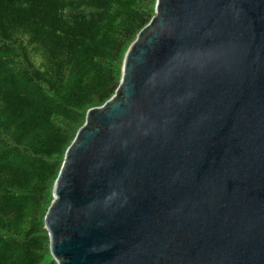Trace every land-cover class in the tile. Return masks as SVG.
<instances>
[{"label": "water", "instance_id": "obj_1", "mask_svg": "<svg viewBox=\"0 0 264 264\" xmlns=\"http://www.w3.org/2000/svg\"><path fill=\"white\" fill-rule=\"evenodd\" d=\"M44 227L57 264H264V0H156Z\"/></svg>", "mask_w": 264, "mask_h": 264}, {"label": "trees", "instance_id": "obj_2", "mask_svg": "<svg viewBox=\"0 0 264 264\" xmlns=\"http://www.w3.org/2000/svg\"><path fill=\"white\" fill-rule=\"evenodd\" d=\"M155 5L0 0V264H57L44 216L65 151Z\"/></svg>", "mask_w": 264, "mask_h": 264}]
</instances>
